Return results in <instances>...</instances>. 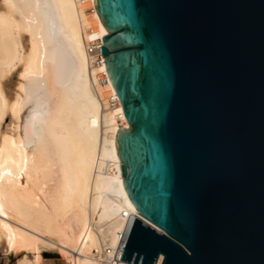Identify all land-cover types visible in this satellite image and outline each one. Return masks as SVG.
Instances as JSON below:
<instances>
[{
    "label": "water",
    "instance_id": "obj_1",
    "mask_svg": "<svg viewBox=\"0 0 264 264\" xmlns=\"http://www.w3.org/2000/svg\"><path fill=\"white\" fill-rule=\"evenodd\" d=\"M131 128V264H264V0H96Z\"/></svg>",
    "mask_w": 264,
    "mask_h": 264
},
{
    "label": "bare ground",
    "instance_id": "obj_2",
    "mask_svg": "<svg viewBox=\"0 0 264 264\" xmlns=\"http://www.w3.org/2000/svg\"><path fill=\"white\" fill-rule=\"evenodd\" d=\"M95 3L0 0V251L18 264H53L42 248L64 264H131L121 259L135 218L162 231L122 185L117 139L131 125Z\"/></svg>",
    "mask_w": 264,
    "mask_h": 264
},
{
    "label": "rangeland",
    "instance_id": "obj_3",
    "mask_svg": "<svg viewBox=\"0 0 264 264\" xmlns=\"http://www.w3.org/2000/svg\"><path fill=\"white\" fill-rule=\"evenodd\" d=\"M12 80L13 81L16 80V75H14ZM28 111H29V108H26L25 111L23 112V118L28 113ZM14 121L15 120L12 117L7 118L3 124L4 128L5 129L6 128L11 129V127H13V125H14ZM9 125H10V127H8ZM40 253H41V257L43 258V260H42L43 262L53 263V264H64L62 261L61 253L56 249L53 250V249H49V248H42ZM21 257H22L21 255L19 256V255H14L11 253L7 254L5 252L0 251V264H18ZM28 258L32 261H35L36 253L30 252L28 254Z\"/></svg>",
    "mask_w": 264,
    "mask_h": 264
},
{
    "label": "built area",
    "instance_id": "obj_4",
    "mask_svg": "<svg viewBox=\"0 0 264 264\" xmlns=\"http://www.w3.org/2000/svg\"><path fill=\"white\" fill-rule=\"evenodd\" d=\"M101 55H102V53H101Z\"/></svg>",
    "mask_w": 264,
    "mask_h": 264
}]
</instances>
